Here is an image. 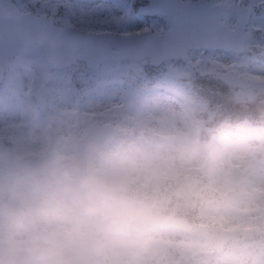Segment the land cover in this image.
Here are the masks:
<instances>
[{"label": "clouds", "instance_id": "obj_1", "mask_svg": "<svg viewBox=\"0 0 264 264\" xmlns=\"http://www.w3.org/2000/svg\"><path fill=\"white\" fill-rule=\"evenodd\" d=\"M257 161L264 110L229 122L163 107L104 144L53 145L0 178V264H166L162 237L181 262L264 264V225L228 229L241 204L264 217Z\"/></svg>", "mask_w": 264, "mask_h": 264}, {"label": "rangeland", "instance_id": "obj_2", "mask_svg": "<svg viewBox=\"0 0 264 264\" xmlns=\"http://www.w3.org/2000/svg\"><path fill=\"white\" fill-rule=\"evenodd\" d=\"M10 1L19 11L25 12L22 0ZM150 1L67 0L69 7L61 10L62 16L48 13L40 17L48 18L59 27H72L91 33L136 35L151 31L163 38L165 30L170 28L166 24V17L138 12V5ZM178 1L188 3L192 0ZM208 2L234 8L243 5L255 8L245 28L253 33L252 39L247 42L253 52L234 54L220 50L191 49L186 60L168 59L157 66L152 65L149 58L137 61L127 56L122 60L111 59L108 71L89 72L86 82L73 80L71 84L60 77L64 69L52 68L39 55L21 53L6 60L0 89L6 90L11 104L0 111V137H5L10 145L2 153L10 161L3 165L15 173L27 166L28 159L42 155L50 142V129L62 136L60 146L79 148L78 137L102 122L114 125L118 129V136L132 119L163 107L205 110L209 99H200L198 93L211 95L212 92L202 83L197 84L199 77L206 83L214 80L224 86L222 81L214 77L219 72L231 71L251 83L246 89L230 87V95L235 99L264 94V55L261 54L264 48V0ZM226 23L234 28L237 21L236 18H230ZM71 65L83 67L85 62L76 60ZM26 66L36 72L37 83H33L31 72ZM135 71L139 73L140 83L146 84L145 89L133 86L130 76ZM41 85L45 87L47 95L45 111L40 110L32 95V91ZM154 85H158L157 89ZM106 115H113L115 119L106 121ZM10 156H15L19 161L13 162ZM22 158L27 159L26 162ZM249 180L264 190V161L254 164ZM229 220V230H242L245 233L254 226L264 225V217H257L250 206L243 204L229 212ZM179 242L176 238H161V244L166 246L165 252L170 257L166 264H192V258L183 262L176 259L175 246Z\"/></svg>", "mask_w": 264, "mask_h": 264}, {"label": "water", "instance_id": "obj_3", "mask_svg": "<svg viewBox=\"0 0 264 264\" xmlns=\"http://www.w3.org/2000/svg\"><path fill=\"white\" fill-rule=\"evenodd\" d=\"M141 14L166 16V23L170 26L163 38L144 31L136 35H118L110 32L91 33L72 27H59L49 19L38 17L29 27L24 22L26 13L20 12L10 0H0V20L13 21L23 29L25 51L42 56L55 68H65L73 60H83L84 53L91 50L105 51L114 54L111 59H125L127 56L142 60L149 58L154 66L168 59L183 58L186 60L190 49H212L224 52H251L252 48L246 42L253 34L246 32L254 8L243 6L240 9L226 7L221 4H209L207 0H194L180 3L177 0H151L138 7ZM237 18V25L231 28L223 20ZM264 54V50H262ZM34 82L38 77L31 67ZM5 73L4 66H0V83ZM215 78L225 84L239 88H249L251 83L240 78L231 71L220 72ZM157 88V85H154ZM33 95L41 109H45L47 95L44 86L38 87ZM114 116H106L112 119ZM117 128L110 124L93 126L90 131L78 139L82 149L91 145H100L115 137ZM62 138L52 132L50 148L59 145ZM46 149V150H47ZM42 155L28 160V166L36 164ZM11 173L0 169V178Z\"/></svg>", "mask_w": 264, "mask_h": 264}, {"label": "snow or ice", "instance_id": "obj_4", "mask_svg": "<svg viewBox=\"0 0 264 264\" xmlns=\"http://www.w3.org/2000/svg\"><path fill=\"white\" fill-rule=\"evenodd\" d=\"M23 9L26 13L24 22L29 27L41 15L53 13L62 16L61 10L69 7L67 0H22ZM23 29L18 27L13 21L0 20V66H3L6 60L15 57L25 51ZM112 53L105 51L91 50L84 53L85 65L83 67L65 65L60 73L61 79H66L69 84L73 80L87 81L89 72H106ZM10 99L5 89H0V111L10 107Z\"/></svg>", "mask_w": 264, "mask_h": 264}, {"label": "trees", "instance_id": "obj_5", "mask_svg": "<svg viewBox=\"0 0 264 264\" xmlns=\"http://www.w3.org/2000/svg\"><path fill=\"white\" fill-rule=\"evenodd\" d=\"M136 1L135 3H137ZM131 81L135 87L140 86L144 89L146 84L142 85L139 81V73L134 72L130 76ZM198 83H202L206 88L212 92L208 95L204 92H199L200 99H209V104L204 111L214 115L220 119L229 122L235 121H253L257 119L260 112L264 110V94H254L249 98L235 99L230 95V87L220 86L214 80H209L207 83L203 78H198ZM208 86V87H207ZM236 89V88H235Z\"/></svg>", "mask_w": 264, "mask_h": 264}, {"label": "flooded vegetation", "instance_id": "obj_6", "mask_svg": "<svg viewBox=\"0 0 264 264\" xmlns=\"http://www.w3.org/2000/svg\"><path fill=\"white\" fill-rule=\"evenodd\" d=\"M58 134H60V133H58ZM7 148H10V145H8L7 144V140L5 139V137H0V169L2 168V169H6V170H8V171H10V172H12V173H14L13 171H11V170H9L5 165H3V163L4 162H8V161H10L8 158H4L3 156H2V153L4 152V151H6V149ZM12 148V147H11ZM11 152V151H10ZM9 158H11L12 159V161L13 162H16V157L15 156H10ZM27 160V159H26ZM26 160H24L23 158H22V161L24 162H26ZM17 161H19V159L17 160ZM27 163V162H26Z\"/></svg>", "mask_w": 264, "mask_h": 264}]
</instances>
